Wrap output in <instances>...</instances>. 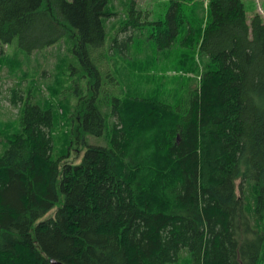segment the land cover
Wrapping results in <instances>:
<instances>
[{
    "label": "trees",
    "instance_id": "1",
    "mask_svg": "<svg viewBox=\"0 0 264 264\" xmlns=\"http://www.w3.org/2000/svg\"><path fill=\"white\" fill-rule=\"evenodd\" d=\"M15 42L65 49L0 133V264H264L259 12L0 0V66Z\"/></svg>",
    "mask_w": 264,
    "mask_h": 264
},
{
    "label": "rangeland",
    "instance_id": "2",
    "mask_svg": "<svg viewBox=\"0 0 264 264\" xmlns=\"http://www.w3.org/2000/svg\"><path fill=\"white\" fill-rule=\"evenodd\" d=\"M162 1L164 0H135V3L137 9L150 11L156 5L161 4ZM244 3L249 19L257 12L264 17V0H244ZM131 33L132 31L121 33L119 35L120 41L125 37L128 38ZM64 49L65 46L63 44V52ZM4 50V56L8 61L0 66V133L7 135L6 133L13 132L18 127L20 118V105L17 106L12 103L13 91L19 90L27 95L29 91L27 86L33 85V88H35L33 95H39L40 92H43L44 95L48 94L47 84L50 82L49 79L54 66H56L58 57L63 52L58 47L52 46L38 54L34 53L26 57L25 54L17 52L16 42L14 45L5 46ZM38 71H44V74L41 76ZM167 75L170 80L177 77L175 71L169 72ZM168 87L170 88L168 92L171 93L174 88L173 84L169 83ZM88 141L91 145L104 144L102 138L94 136H89ZM53 212H55V209ZM48 216L46 215L44 218Z\"/></svg>",
    "mask_w": 264,
    "mask_h": 264
}]
</instances>
